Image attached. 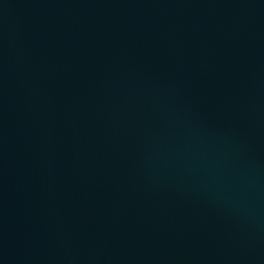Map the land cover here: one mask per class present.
<instances>
[{
    "label": "water",
    "instance_id": "obj_1",
    "mask_svg": "<svg viewBox=\"0 0 264 264\" xmlns=\"http://www.w3.org/2000/svg\"><path fill=\"white\" fill-rule=\"evenodd\" d=\"M0 264H264V0H0Z\"/></svg>",
    "mask_w": 264,
    "mask_h": 264
}]
</instances>
